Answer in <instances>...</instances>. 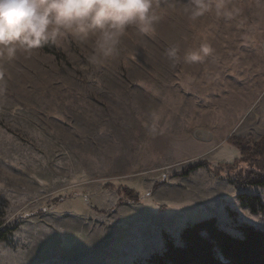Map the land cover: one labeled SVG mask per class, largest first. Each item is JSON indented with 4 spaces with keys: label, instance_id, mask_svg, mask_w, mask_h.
<instances>
[{
    "label": "rangeland",
    "instance_id": "rangeland-1",
    "mask_svg": "<svg viewBox=\"0 0 264 264\" xmlns=\"http://www.w3.org/2000/svg\"><path fill=\"white\" fill-rule=\"evenodd\" d=\"M206 2L193 19L194 0H153L155 32L130 27L107 58L68 34L59 55L0 59V229L20 223L0 264H148L211 216L237 236V224L264 229L238 197L264 202V187L215 171L239 157L230 136L264 137V0ZM205 41L212 52L186 64ZM116 186L140 200L119 204Z\"/></svg>",
    "mask_w": 264,
    "mask_h": 264
},
{
    "label": "clouds",
    "instance_id": "clouds-1",
    "mask_svg": "<svg viewBox=\"0 0 264 264\" xmlns=\"http://www.w3.org/2000/svg\"><path fill=\"white\" fill-rule=\"evenodd\" d=\"M192 18L209 10L206 0H194ZM223 7L217 3V12ZM160 17L153 0H0V59L11 61L18 52L30 53L49 44H59L71 34L85 42L94 37V60L113 55L130 27L152 34ZM212 52L205 41L188 51L186 64L202 62ZM179 49L169 47L166 55L179 59Z\"/></svg>",
    "mask_w": 264,
    "mask_h": 264
},
{
    "label": "trees",
    "instance_id": "trees-1",
    "mask_svg": "<svg viewBox=\"0 0 264 264\" xmlns=\"http://www.w3.org/2000/svg\"><path fill=\"white\" fill-rule=\"evenodd\" d=\"M43 48L60 54L54 44ZM227 141L238 149L239 157L231 164L219 165L215 171L218 173L226 171L228 175L234 176L232 172L237 168L238 177L230 180L233 184L242 187L247 185L264 187V161L262 159L264 157V137L255 140L252 136L245 138L232 135ZM207 164V161L199 160L184 167L179 175L188 176ZM106 186L115 187V184ZM116 188L122 196L119 204H127L130 200L136 202L140 200L127 186H116ZM238 197L242 205L250 208L252 212H264V202L260 195L241 192ZM229 211L233 216L237 215L236 211L232 209ZM19 225L17 220L13 225L1 228L0 241L13 234ZM237 227L242 232L241 236L224 229L215 216L189 224L181 231L179 243L168 236L164 250L152 255L148 264H264V229L246 223L237 224Z\"/></svg>",
    "mask_w": 264,
    "mask_h": 264
}]
</instances>
